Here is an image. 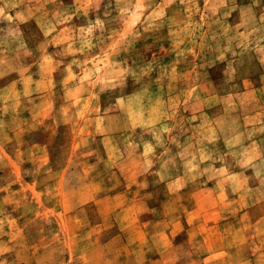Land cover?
I'll use <instances>...</instances> for the list:
<instances>
[{"label":"rangeland","instance_id":"1","mask_svg":"<svg viewBox=\"0 0 264 264\" xmlns=\"http://www.w3.org/2000/svg\"><path fill=\"white\" fill-rule=\"evenodd\" d=\"M190 208L165 264H264V0H0V264H160Z\"/></svg>","mask_w":264,"mask_h":264},{"label":"crops","instance_id":"2","mask_svg":"<svg viewBox=\"0 0 264 264\" xmlns=\"http://www.w3.org/2000/svg\"><path fill=\"white\" fill-rule=\"evenodd\" d=\"M195 210H196L195 208H190V209L185 210V213L183 215L184 218H182L181 216H178L174 219H167L165 217H162L159 221L156 222V223L160 222L164 228H162L159 233H154V234L155 235L159 234V237L163 240L164 239L167 240L165 242H169V246H170V249L165 248V252L160 255L161 256L160 264H165L163 260L164 256H167L169 252H171L173 249L175 250L177 249V246L179 243H173V240L176 239L179 233L184 229L183 228L184 226L186 227V226H190L193 224V223L191 224V221H189L187 217H189V215L191 214H194ZM154 234L149 235L148 236L149 238L145 236V240H144L145 247H147L148 241H150L151 244L154 242V239H153ZM219 253H222L223 256L227 255V252L224 250H219ZM215 255L212 253H209L206 255V257H212V256L214 257Z\"/></svg>","mask_w":264,"mask_h":264}]
</instances>
